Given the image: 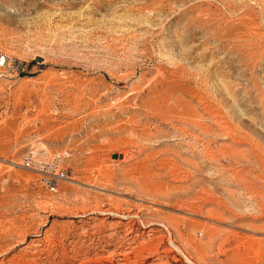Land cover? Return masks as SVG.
Listing matches in <instances>:
<instances>
[{
	"label": "rangeland",
	"instance_id": "obj_1",
	"mask_svg": "<svg viewBox=\"0 0 264 264\" xmlns=\"http://www.w3.org/2000/svg\"><path fill=\"white\" fill-rule=\"evenodd\" d=\"M1 56L0 264H264V0H0Z\"/></svg>",
	"mask_w": 264,
	"mask_h": 264
},
{
	"label": "built area",
	"instance_id": "obj_2",
	"mask_svg": "<svg viewBox=\"0 0 264 264\" xmlns=\"http://www.w3.org/2000/svg\"><path fill=\"white\" fill-rule=\"evenodd\" d=\"M5 64V57H0V67L4 66ZM54 164V165H53ZM23 167L27 170L33 171H43L45 168L46 170L51 171L53 174L49 175L48 178L44 179V185L49 189L51 192H54L57 188V182L61 181L65 178V175L62 171L55 170V163L46 164L37 161L34 157L33 153L26 155L25 163H23Z\"/></svg>",
	"mask_w": 264,
	"mask_h": 264
}]
</instances>
